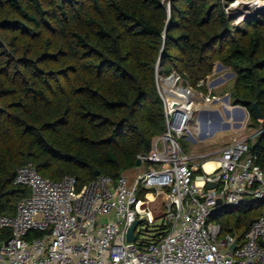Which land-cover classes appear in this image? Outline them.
<instances>
[{"label":"trees","instance_id":"trees-1","mask_svg":"<svg viewBox=\"0 0 264 264\" xmlns=\"http://www.w3.org/2000/svg\"><path fill=\"white\" fill-rule=\"evenodd\" d=\"M234 1L0 0V216L29 194L14 183L28 162L50 180L74 176L78 189L95 170L116 179L134 169L165 129L158 63L203 93L215 64L227 67L230 103L246 108L258 131L249 152L264 167V15L235 24ZM236 207L219 223L241 244L264 201Z\"/></svg>","mask_w":264,"mask_h":264},{"label":"built area","instance_id":"built-area-1","mask_svg":"<svg viewBox=\"0 0 264 264\" xmlns=\"http://www.w3.org/2000/svg\"><path fill=\"white\" fill-rule=\"evenodd\" d=\"M155 74L165 129L137 158L146 169L116 179L99 174L78 189L74 176L50 180L30 162L18 167L14 183L29 194L14 215L0 216V228L10 230L0 239V264H264V210L241 244L210 220L218 209L264 200V167L255 164L248 137L233 136L215 151L192 154L179 141H204L214 121L200 116L229 94L217 95L212 87L203 93L176 71L162 76L157 64ZM207 161L215 163L210 170ZM158 200L163 215L149 232ZM136 220L134 239L127 240Z\"/></svg>","mask_w":264,"mask_h":264},{"label":"rangeland","instance_id":"rangeland-1","mask_svg":"<svg viewBox=\"0 0 264 264\" xmlns=\"http://www.w3.org/2000/svg\"><path fill=\"white\" fill-rule=\"evenodd\" d=\"M261 1H264V0H236L233 3H230L228 5L229 13L234 16L235 18L234 23L237 24L239 23V21H241L242 19L248 16L253 15V16L261 17L262 15H264V8L262 7L254 8L255 5ZM249 2H251V4H248ZM217 65L218 63H216L214 67V72H216V74H214L212 77L207 79L206 85L216 84V86L218 87L215 89H217L221 94H223L229 91V88L232 85L234 74H232V72L229 69H226L225 67L221 68V70L220 69L218 70ZM157 66L159 68L160 64L158 63ZM229 72H230V75L227 74ZM229 124H230L229 129H226V130L220 129V128H224L225 122L217 118L216 121H214V124L212 127V130H215V132L213 136L207 141L205 142L197 141L196 143H193L192 141L187 140V139H180L179 141L184 151L188 154H192L194 152L206 153V152H212L218 149L227 140V138L233 134V132L239 134L240 137H251L254 131H256L253 127L249 126V121H245V123L241 124L240 126H236L235 121L233 122L229 121ZM146 167L147 165L143 164L142 166H139V167L136 166L132 170L125 171V173L130 174L136 171H142L146 169ZM262 201L264 200H258L257 202H262ZM160 205L161 204L159 200L152 204V207L156 208L155 223L154 225L152 224L149 225L148 227V230H150L149 232H153L154 226L157 225L161 220V216L163 215V213L161 212ZM236 208H237L236 206H228L225 208L218 209L213 212V214L210 217V220L219 223L220 221H223L225 220V218H227V216L229 215L228 211L235 210Z\"/></svg>","mask_w":264,"mask_h":264},{"label":"crops","instance_id":"crops-1","mask_svg":"<svg viewBox=\"0 0 264 264\" xmlns=\"http://www.w3.org/2000/svg\"><path fill=\"white\" fill-rule=\"evenodd\" d=\"M221 68H224V66H222ZM221 68H218V70L219 69L221 70ZM225 68L228 69L227 67H225ZM214 74H216V72L213 71V75ZM227 74L230 75V72ZM231 76H232V74H231ZM210 87H212L213 92L217 95L222 96V95L228 93V92H225V93L221 94L217 89H215L218 87V86H216V84L215 85H207V88H210ZM208 110L209 111L207 113H204L200 116V118H199L200 121H216L217 118L220 119L221 121H224L225 124L226 123L229 124V121H248V112H247L246 108L241 107L240 105L233 107V104H231L229 100H228V103L225 100H223L222 102H219V103L213 102V103L208 105ZM229 128H230V124L228 127H224V128H220V129L226 130ZM214 132H215V130H212V132H211V130L208 131V134H207L206 138L204 139V142L207 141L208 139H210L213 136ZM233 136L238 137L239 134L233 132V134L231 136H229L225 142L230 140V138H232ZM201 142H203V141H201ZM194 153H198V152H194Z\"/></svg>","mask_w":264,"mask_h":264},{"label":"water","instance_id":"water-1","mask_svg":"<svg viewBox=\"0 0 264 264\" xmlns=\"http://www.w3.org/2000/svg\"><path fill=\"white\" fill-rule=\"evenodd\" d=\"M167 24H168V23H167ZM167 24H166V26H165V30H166V28H167ZM217 67H218V68H221L222 65H221L220 63H218ZM232 74H233V73H232ZM225 101L228 103V96L225 97ZM241 107H242V106H241ZM252 109H253V112H254L255 116H256L257 118H261V113H260L259 108L257 107V105L253 104ZM228 126H229V124H227V123L224 125V127H228ZM236 126H239V125H236ZM135 164H136V166H139V165H140V159H137ZM94 174H95L96 176L99 175V174H100L99 170H95ZM213 186H214L213 183L208 184V187H213ZM138 223H139V221L136 220V221H134V222L130 225V227L128 228V230H127V240H133V239H134L133 229L135 228V226H136ZM235 247H236V240H234L233 243H232V245H231V248H232V249H234Z\"/></svg>","mask_w":264,"mask_h":264},{"label":"bare ground","instance_id":"bare-ground-1","mask_svg":"<svg viewBox=\"0 0 264 264\" xmlns=\"http://www.w3.org/2000/svg\"><path fill=\"white\" fill-rule=\"evenodd\" d=\"M248 4H251V2H249ZM255 5V4H254ZM253 6V5H252ZM264 8V1H261V2H259L258 4H256L255 5V7L254 8ZM210 128H211V126H207V127H205V129L208 131V130H210ZM214 165H215V163L213 162V161H207L206 163H205V168L207 169V170H210V169H212V167H214Z\"/></svg>","mask_w":264,"mask_h":264}]
</instances>
